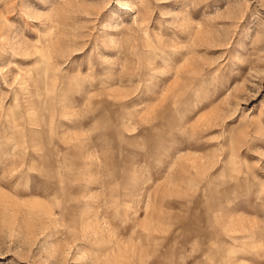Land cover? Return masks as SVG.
I'll return each instance as SVG.
<instances>
[{
  "label": "rangeland",
  "instance_id": "374dc122",
  "mask_svg": "<svg viewBox=\"0 0 264 264\" xmlns=\"http://www.w3.org/2000/svg\"><path fill=\"white\" fill-rule=\"evenodd\" d=\"M0 264H264V0H0Z\"/></svg>",
  "mask_w": 264,
  "mask_h": 264
}]
</instances>
